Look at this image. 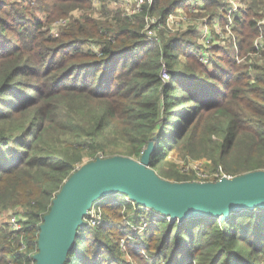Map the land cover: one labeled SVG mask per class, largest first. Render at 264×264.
I'll list each match as a JSON object with an SVG mask.
<instances>
[{
	"label": "trees",
	"instance_id": "trees-1",
	"mask_svg": "<svg viewBox=\"0 0 264 264\" xmlns=\"http://www.w3.org/2000/svg\"><path fill=\"white\" fill-rule=\"evenodd\" d=\"M20 1L0 0V212L11 208L21 222L18 229L2 225L0 264H34L43 216L86 157L139 159L153 141L150 165L164 178L172 175L165 167L170 149L205 157L231 175L264 168V47L255 61L242 62L231 49L215 47L209 70L190 54L197 49L194 27L171 34L159 28L154 39L145 32L147 15L163 20L188 0H154L132 14L84 13L56 34L52 20L90 1L26 0L24 7ZM262 11L264 0H250L236 22L241 56L253 50ZM182 174L175 180H189ZM117 195L100 198L109 197L103 222L78 229L66 264L264 262V209L181 223L149 213L153 231L135 241L117 227L123 215ZM126 206L134 220L139 210Z\"/></svg>",
	"mask_w": 264,
	"mask_h": 264
},
{
	"label": "water",
	"instance_id": "water-1",
	"mask_svg": "<svg viewBox=\"0 0 264 264\" xmlns=\"http://www.w3.org/2000/svg\"><path fill=\"white\" fill-rule=\"evenodd\" d=\"M153 141L139 159L114 154L82 163L67 177L39 225L34 264H66L78 229L92 203L110 194L126 195L169 221L194 216L227 217L245 209H264V168L217 180L172 181L150 165Z\"/></svg>",
	"mask_w": 264,
	"mask_h": 264
},
{
	"label": "built area",
	"instance_id": "built-area-1",
	"mask_svg": "<svg viewBox=\"0 0 264 264\" xmlns=\"http://www.w3.org/2000/svg\"><path fill=\"white\" fill-rule=\"evenodd\" d=\"M100 1V0H95ZM122 2L118 8L127 14L137 13L141 11L144 5L150 6L154 0H118ZM216 3L212 8L208 9L205 6L204 0H188L186 4H179L173 8L164 18L160 20L155 14L147 15L145 17V32L149 39H154L157 35V29L161 28L166 33H173L182 28L186 29L194 27L197 35V49L195 56L206 67H211L214 63V56L212 54L215 47L229 48L234 52L237 62H242L246 57L254 56L259 57L261 49L264 47L263 33L261 27L264 26V11L261 13V17L257 19V29L261 31L253 39V50H249L246 55L241 56L239 53V40L235 29V25L238 19L242 17V14L248 8V0H215ZM100 9V8H96ZM194 12H199L196 14ZM63 25L69 22V18H62ZM62 25V26H63ZM60 28V27H59ZM58 30V29H57ZM57 30L51 28L52 33H57ZM165 77H168L165 74ZM98 157H104L99 155ZM196 170L198 176L206 178L209 173L204 171L199 164H195L193 167ZM222 171L221 169H219ZM223 172V171H222ZM226 175L225 172L216 177L215 180L220 179ZM231 176V175H230ZM124 201L119 204L122 207L124 213L121 225L122 228L129 233L133 234V238H143V234L147 232L149 220L146 214L153 213L155 215H161L158 212L141 206L128 199L126 195H120ZM126 202H131L133 208L138 209V215L141 217L139 224L134 225L131 219L128 217L129 210L126 206ZM146 211V212H143ZM163 216V215H161ZM104 212L103 205L100 199L95 200L91 207L88 209L84 216V226L92 227L103 222ZM168 221L169 217H165ZM20 216H13V221H10L12 228H20L21 222ZM136 221V220H135ZM121 246L126 250L127 243L124 238L121 240Z\"/></svg>",
	"mask_w": 264,
	"mask_h": 264
},
{
	"label": "rangeland",
	"instance_id": "rangeland-1",
	"mask_svg": "<svg viewBox=\"0 0 264 264\" xmlns=\"http://www.w3.org/2000/svg\"><path fill=\"white\" fill-rule=\"evenodd\" d=\"M33 1L36 2L35 0H33ZM89 1H90V4H91L89 8H86L85 10L82 9V8H75L72 11L69 12L68 17H66V16L65 17L64 16L58 17V18L52 20L50 22L49 26H51V28H54L55 30L58 29L57 31L59 32L64 27V26H62L64 23L61 22L62 18L63 19L64 18H69V21L73 20L74 18L78 20V19L82 18L84 13H88L89 15L94 16V17L97 18V17H102V16H105V15H108L112 11L114 12L115 9H118V7L120 5L123 6L122 2H119L118 0H100V1L89 0ZM249 1L250 0H248V2ZM19 4H20L21 7H24L27 4V1L26 0H21L19 2ZM103 4H105V5L103 6ZM212 6H208V9L212 8ZM96 8H100V9L98 10ZM33 11L38 17H41V18L44 19L43 11L37 9L36 7L34 8V4H33ZM194 13H196V12H194ZM196 14L198 15L200 13L197 12ZM260 17H261V15H260ZM260 17H258V19ZM59 27H61V28H59ZM261 29H262L263 40H264V26H262ZM261 29H257L256 35L261 31ZM182 31H184V28H182V29H180V30H178L176 32H182ZM162 33L164 34V36H169V35H166L163 31H162ZM169 34H171V33H169ZM256 35L254 36V38L256 37ZM196 40H197V35H196ZM195 53H196V50H191V52H190V54L194 55V56H195ZM212 54H213V56H215L214 50H213ZM244 55H246V54H244ZM256 58L257 57L250 56V60L249 61H255ZM197 60H198V58H197ZM257 62H260V61H257ZM212 67H213V65L211 67H208V69L211 70ZM166 78H167V80L169 79V77H166ZM89 160H92V159L89 158V157H86V158L83 159L82 162L78 163L77 166H80L82 163L87 162ZM195 164H199L204 171L208 172L209 173L208 177L203 178V177L198 176L197 173H196V170L193 168ZM165 167L167 168L168 171L172 172V175L170 177L166 178V179H169V180H172V181H176L175 179L177 178V174L178 173H181V174L183 173L182 175L189 176V180H197V181L215 180L216 177H218L219 175L224 173V172L220 171L218 168H216L215 165L209 159H207L205 157H197V158H193V157H190V156H186L185 157V156H182L181 154H179V152L176 149H170L168 151L167 156L165 158ZM225 174L229 175V176L231 175V174H229L227 172H225ZM117 196L118 197L116 199V203L117 202L120 203L121 201H124L123 198L120 195H117ZM106 198L109 199V197H106ZM106 198H104L105 202L107 200ZM100 202H101L102 205L105 204L104 200L103 201L100 200ZM121 211H122V209H121ZM143 212H146V211H143ZM122 214H123L122 215V219H123L124 213H122ZM15 215H17V214H15L14 210L11 209V208L3 209L0 212V234H1L2 225L5 224V223H10V221H13V216H15ZM148 216H149V214L147 213L146 214L147 219H148ZM122 219L120 217V219L118 220L119 222H118V226L117 227L119 229H121L125 233V230L122 228V225H121ZM131 221L133 222L134 225L139 224L140 221H141V217L137 214L135 219L131 220ZM153 228H154L153 225L148 224L147 232L145 234H143V236H142L143 238L139 239V238H135L134 237L133 239L135 241H137V240L138 241L145 240V238L148 237V234H150L153 231ZM123 238H124V236H122L120 239L122 240ZM120 245H121V241H120ZM129 246H131V245H129ZM121 250L123 251V256L127 260L130 261L131 260L130 255L127 253V251L125 249L122 248V246H121ZM144 257H146V258L148 257L147 259L149 260L150 259V253L145 251L144 252ZM163 259L164 258H162V259H160L158 261H155V264H165ZM263 264H264V262H263Z\"/></svg>",
	"mask_w": 264,
	"mask_h": 264
}]
</instances>
